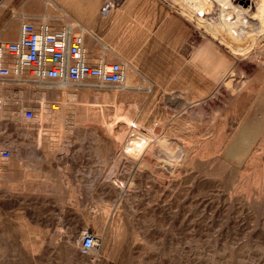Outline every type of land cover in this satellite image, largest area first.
I'll return each mask as SVG.
<instances>
[{
    "label": "rangeland",
    "instance_id": "rangeland-1",
    "mask_svg": "<svg viewBox=\"0 0 264 264\" xmlns=\"http://www.w3.org/2000/svg\"><path fill=\"white\" fill-rule=\"evenodd\" d=\"M49 1L24 21H58ZM91 1L88 51L124 62L126 83L4 85L0 264H264V28L237 42L225 22L256 0H113L105 18ZM25 3L0 0V22ZM146 28L164 68L142 56ZM133 127L147 138L130 153Z\"/></svg>",
    "mask_w": 264,
    "mask_h": 264
},
{
    "label": "built area",
    "instance_id": "built-area-1",
    "mask_svg": "<svg viewBox=\"0 0 264 264\" xmlns=\"http://www.w3.org/2000/svg\"><path fill=\"white\" fill-rule=\"evenodd\" d=\"M115 6L113 0L105 1L99 9L100 16H110ZM86 34L79 22L66 24L45 17L22 20L16 40H0V86L9 82L19 86L29 84L38 89L54 84L124 86L126 65L121 60L103 61L90 54ZM4 108L0 90V113ZM10 156L9 150L0 151L2 161ZM97 243V237L86 231L82 235L80 255L88 256Z\"/></svg>",
    "mask_w": 264,
    "mask_h": 264
},
{
    "label": "crops",
    "instance_id": "crops-1",
    "mask_svg": "<svg viewBox=\"0 0 264 264\" xmlns=\"http://www.w3.org/2000/svg\"><path fill=\"white\" fill-rule=\"evenodd\" d=\"M46 2H49V0H46ZM61 9H63L66 13L69 14L72 18L86 22L89 16L87 14H90L93 11L92 7V1L91 0H54ZM54 6V5H53ZM125 6V5H124ZM123 6V7H124ZM125 8V7H124ZM126 7L123 11V20L126 18L127 12L129 17V11H127ZM97 11V8H94V12ZM18 12L21 14H15L11 17V19L6 22H0V40L2 41H14L18 37V31L20 26V20L23 15H26L28 19H34L35 17H38L41 13L44 12V3L43 0H28V3H25L23 6H21L20 9H18ZM2 13H0L1 17ZM188 18V17H186ZM1 21V18H0ZM135 36L136 32L135 30L131 31V28L128 27L127 36H128V46L130 44V36ZM144 42L141 48V53L143 58L147 62H152L156 64L159 67L164 68L166 65V60L169 58V52L167 51V47L160 42L156 49H152L150 45V39L149 36L151 35L148 28L144 30ZM126 36V35H125ZM88 38L91 40H94L93 36L89 33ZM89 52L97 56L98 59H103V51L97 50L94 47H89ZM123 90V89H122ZM15 115V114H14ZM3 114L0 116L2 118ZM2 119H0V122ZM5 123L7 122V128L10 126L9 122L7 120H4ZM61 132V130L59 129ZM64 132H62L63 134ZM6 137L3 136L2 130H0V143L4 141ZM1 174V172H0Z\"/></svg>",
    "mask_w": 264,
    "mask_h": 264
},
{
    "label": "bare ground",
    "instance_id": "bare-ground-1",
    "mask_svg": "<svg viewBox=\"0 0 264 264\" xmlns=\"http://www.w3.org/2000/svg\"><path fill=\"white\" fill-rule=\"evenodd\" d=\"M237 1V0H236ZM230 2H232V0H230ZM255 4L257 6V11L254 15L252 16H248L246 14V11L245 10H241V15L240 16H237L235 18H230V19H227L225 22L227 23V25L229 23H233L234 20H240V22L244 25V30H240L241 29V25L240 24H237V22H234L236 24H233L234 27L236 28L235 31H239V34L237 35V42L239 41L240 37L242 35L245 34L246 30L249 28L252 29L253 32H256V33H259L260 30H262L264 28V0H256L255 1ZM59 14H60V17H58L59 21L62 22V23H66V24H71L72 22H79L77 21L76 19L72 18L71 16H69L68 13H66L64 10H61L59 8H57ZM185 17H188V18H191L189 17V15L186 14L185 11H183L182 13ZM197 17V15H196ZM201 20V24L204 25V28H205V31L209 32V33H212L214 35H222L223 36V33H220L219 32V28L218 26H216L218 23H211L210 21H207L206 19L202 18V16H198ZM47 18V17H45ZM24 20V18L22 17L20 21ZM194 20V19H192ZM198 22V21H197ZM81 26L85 29V31L87 32L86 34V37L87 35H89L86 27L81 23ZM220 24V23H219ZM214 26H216V28H213ZM246 29V30H245ZM225 36V34H224ZM245 38V37H244ZM247 39V38H246ZM251 39V38H250ZM249 39V40H250ZM245 41H241L239 44H242L244 43ZM102 51L105 53L106 51H108V49L106 47H103L102 48ZM99 60H103L105 61V59H99ZM122 62V61H121ZM123 64H125L124 62H122ZM126 65V64H125ZM126 68H127V65H126ZM126 77H127V73H126ZM126 83V81H125ZM63 87L65 86H68V87H71L69 85H66V84H59ZM125 85V84H124ZM90 87H93L92 85H89ZM6 87L4 85L0 86V90L2 92V96L4 98V102H5V97H4V89ZM5 107H6V102H5ZM4 111H5V108L3 110L2 113H0V116L2 114H4ZM1 119V118H0ZM128 119V118H127ZM128 124V123H127ZM135 126V125H134ZM7 127V122L5 123L4 120H2L0 122V130H3ZM135 129V127H133ZM129 130V134L127 135V137L124 139V143H126V147L128 149V152H136V149L140 147V145L142 144L143 141H146V135L144 134H141L139 131H137L136 129L135 130ZM137 147V148H136ZM142 150V149H141ZM140 151V149H139Z\"/></svg>",
    "mask_w": 264,
    "mask_h": 264
}]
</instances>
